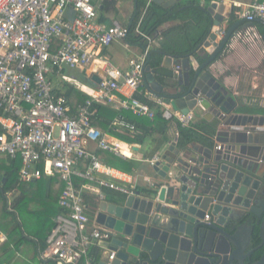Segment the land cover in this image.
<instances>
[{"label": "built area", "instance_id": "built-area-1", "mask_svg": "<svg viewBox=\"0 0 264 264\" xmlns=\"http://www.w3.org/2000/svg\"><path fill=\"white\" fill-rule=\"evenodd\" d=\"M240 17L247 26L236 30L230 43L253 48L262 37L250 24L257 19L264 22V4L257 0L244 4ZM127 33L128 29L118 24L104 28L97 23L91 0H0V158L20 161L17 176L21 184L40 180L43 172L62 183L58 206L64 215L57 218L44 252V258L57 264H94L89 248L97 249L112 236L95 225L89 228L84 191L97 194L99 200L104 198L100 193L103 189L134 194L133 189L115 183L125 174L102 163L92 150L94 147L126 160L132 158V148L139 147L109 142L108 135L93 126L95 105L149 120L155 116L148 105L134 97L143 87L146 55L132 60L126 72L102 55L103 49L125 39ZM218 34L222 38L225 32ZM93 63L100 66L103 80L94 88L77 87L86 98L72 113L54 83H71L65 71L83 70ZM180 70L181 65H176L175 73ZM154 103L162 117L172 118V109L162 98H155ZM177 119L182 127H188L191 117L178 115ZM110 126L131 139L139 134L136 126L121 116ZM156 160L148 163L154 165ZM205 221H209L208 215ZM114 257L112 252L108 260Z\"/></svg>", "mask_w": 264, "mask_h": 264}, {"label": "water", "instance_id": "water-1", "mask_svg": "<svg viewBox=\"0 0 264 264\" xmlns=\"http://www.w3.org/2000/svg\"><path fill=\"white\" fill-rule=\"evenodd\" d=\"M151 1L169 8L181 0ZM218 8L215 2L207 7L214 27L223 22ZM244 23L240 19L231 25L219 42L211 32L202 45L210 49L204 62L193 71L189 60L182 59L181 70L164 84L156 81L147 57L144 88L182 116L200 107L204 120L215 121L216 148L171 145L169 154L151 166L157 176L152 189L99 203L95 223L114 233L104 246L115 253L109 264H245L252 251L264 247V116L241 113L209 69ZM172 64L166 55L162 68ZM206 215L209 221H204ZM246 217L260 224L261 243L249 252ZM253 264H264V252Z\"/></svg>", "mask_w": 264, "mask_h": 264}, {"label": "crops", "instance_id": "crops-1", "mask_svg": "<svg viewBox=\"0 0 264 264\" xmlns=\"http://www.w3.org/2000/svg\"><path fill=\"white\" fill-rule=\"evenodd\" d=\"M93 5L97 11V23H99L104 28L111 27L115 24H118L122 27L129 28L131 25L136 8H138L137 2L135 0H91ZM108 1L109 4L113 3V6H108L105 2ZM148 3L152 2L151 0H144ZM183 0L179 1L182 2ZM217 0H200L201 5H206L207 7ZM253 0H223L222 4H219L218 13L223 17V22L220 27H212L211 32H216L217 39L216 42H219L220 36L218 34L219 31H224L229 28L228 27V19L231 14V8L233 6H237L242 9L244 4H248ZM261 1V0H259ZM179 2H176L179 3ZM264 4V0H262ZM260 2V3H261ZM172 7V6H171ZM170 8V7H169ZM67 15L70 16L72 13L67 11ZM240 19H242L240 17ZM247 24H241L237 30L243 29ZM171 24H165L161 30H166L170 27ZM262 36V35H261ZM122 39L123 42V50L126 51L129 55L127 57H122L120 52L115 53L111 50V46L102 50V55L109 61L113 66L122 70L123 72L129 71L130 62L132 60H138V58L142 55H146L147 60V52L154 45L155 42L151 41L149 46L145 51L142 48L128 45ZM264 36H262V40L255 47L249 48L241 43L231 44L230 41L227 48L221 53L220 59L216 60L211 67L209 68L212 72V75L216 78V80L220 83V85L226 88L230 95L235 98L237 105L242 109L240 112L251 115L264 116ZM114 43V42H113ZM210 49H204L201 47V51L204 54H207ZM165 57V56H164ZM164 59V58H163ZM189 60V64L191 69L196 70L204 61L203 59L199 61L195 57L187 58ZM146 62V61H145ZM163 62V61H162ZM176 60L173 58V64L171 69H163L167 71H171V77L175 73ZM162 68V63H161ZM153 71V70H152ZM64 74L71 79V83L64 85L60 84V82H55V87L59 92L64 95L67 93L68 89H72L75 93L72 98L67 99L68 106L71 108L72 113H74L76 107L82 103L83 98H79L85 96L77 87L85 86L89 88H94L101 83L103 80V74L100 71V66L98 63H93L90 66L84 68L83 70H75V71H65ZM72 74V76H71ZM99 80L97 83L93 81L92 78ZM159 76L155 75V79L158 83L164 84L171 77H161L162 82L158 79ZM166 79V81H165ZM72 87V88H71ZM90 92V91H88ZM137 97L142 96L150 102L154 103L155 98H159L153 94H150L144 86L141 88L140 94H136ZM86 97V96H85ZM163 99V98H162ZM164 101V99H163ZM155 104V103H154ZM156 106V104H155ZM98 107L105 108L111 112H113L115 117L110 118L108 114H103L102 116L98 114ZM97 108V116L93 121V126L99 130L103 134H107L109 138V142L115 141L120 145L122 143L126 144L124 140L127 138L131 139L129 135L125 132L115 131L111 129V124L115 118L118 116L123 117L128 122L127 117L135 118L138 123H150L153 120H149L147 118H141L134 116L131 112L124 111H116L110 106L105 105H96ZM152 110V109H151ZM171 111V121L168 123V128L166 129L164 135H161L156 130H151L146 133V136L143 139L141 145H138L137 152H133L132 158L130 159H121L125 162H134V166L130 168L127 172H123L117 168L109 166L102 162L99 157L98 159L104 163L105 165L119 170L125 174V177L122 180L115 181L118 186L133 189L135 191L143 192L147 189H152L155 182L157 181L156 174L151 170V166L148 161L157 158L156 161L159 160L160 156L163 153H168L169 146L176 144V139L178 137V119L177 116L180 115L179 111ZM155 114V113H154ZM191 119L189 121L188 126H193L197 124H206L208 127L213 126L214 120H204L203 116L205 112L202 111L200 107H198L194 111H190L188 114ZM155 117V116H154ZM177 122V123H176ZM132 123V122H130ZM133 124V123H132ZM135 125V124H134ZM211 129V128H210ZM202 139L203 141L200 143H193V145L216 148V144L214 143L215 136H209L203 133ZM166 137L165 143L161 148L155 151L156 146L160 144L161 138ZM123 139V140H122ZM191 147V146H189ZM135 148V147H134ZM176 148V147H175ZM177 149V148H176ZM94 153L96 154V148H92ZM155 151V152H154ZM103 152V151H102ZM106 153V152H105ZM153 153V154H152ZM169 154V153H168ZM0 160H4L0 158ZM6 162V160H4ZM80 182H77V186H80ZM62 183L57 177L47 175L43 172V176L40 180L35 181L31 184H25L24 190L28 196L27 198L21 201V204L25 203L24 210L21 213L20 217L25 219V225L19 222V226L21 228V234L12 235L14 232V228L12 231V226L15 227L14 222L10 221V219L2 220L0 218V264H57L54 260L44 258V250H40V244L45 243L47 238L52 235V232L56 228V220L59 217L64 215V212L58 214L59 206L58 199L60 193L62 191ZM31 191H35L33 196H30L29 193ZM100 192L104 194V201L113 202L119 196H127L126 194H122L119 192H115L108 189H103ZM16 194V193H15ZM12 196V194H10ZM9 195V196H10ZM95 193H91L90 191H84V196L95 198ZM13 199V197H11ZM12 201V200H11ZM11 201L7 204V209L11 210ZM96 201V200H95ZM97 202V201H96ZM99 202H97V207L94 211L89 209L86 206V214L90 220V226L95 225L101 229H106L101 227L95 223V215L97 213V208L99 206ZM35 204V205H34ZM8 215V214H7ZM32 217V218H31ZM205 221V220H204ZM3 225V226H2ZM54 233V232H53ZM44 239V240H43ZM106 242H100L99 247L94 249L90 247L88 250V256H90L94 262V264L106 263L109 264L111 261L108 260L110 251L104 248ZM47 248V247H46ZM83 264V263H81Z\"/></svg>", "mask_w": 264, "mask_h": 264}, {"label": "trees", "instance_id": "trees-1", "mask_svg": "<svg viewBox=\"0 0 264 264\" xmlns=\"http://www.w3.org/2000/svg\"><path fill=\"white\" fill-rule=\"evenodd\" d=\"M257 1L261 2L262 0ZM105 3L110 7L113 6L112 2L111 4H109L108 1H106ZM137 5L138 8L136 15L130 27L128 28V33L124 41L128 45L142 48L143 51H145L149 46V42H147L144 37H147L151 41L156 43V45L148 50L147 56L149 57V66L151 70H153L155 74L159 76L158 79L159 81L161 80L160 82H162L161 77H171L172 74L171 71L163 70V68H161V63L164 56L168 55L174 58L176 60V65H181V60L184 58L195 57L199 61L204 58L206 54L201 51V47L203 43L208 39L214 23L213 17L207 12V4L201 5L200 0H183L182 2H179L170 8H163L161 5L155 4L153 2L147 4V2L144 0H137ZM239 20L240 9L237 6H233L228 19V27ZM165 24H171V26L166 30H161V28ZM253 25L255 26L257 32L260 35L264 36V24L260 22H254ZM73 94L75 93L72 91V89H68L67 93L64 96L67 99H70L72 98ZM78 97L83 98L82 102L86 98L85 96ZM135 98H137L140 102L147 104L155 113V117L150 123L140 124L135 118H132L130 116L127 117L130 122L135 124L136 128L139 131V134L132 139L127 138L124 141L126 143H136L141 145L148 131L156 130L161 135H164L166 129L168 128V123L174 120H166L164 117H162L160 108L158 106H155L153 102L148 101L142 96L137 97L136 94ZM98 114L101 116L103 114H108L110 118H112L113 116L115 117L116 115L113 112L102 107H98ZM177 125L179 129L175 147L180 150L185 149L192 143L202 142V134L200 133L209 136L214 135L213 126L208 127L206 124H197L188 127H182L180 123H177ZM165 140L166 137L164 138L163 136L159 141L160 144L156 146L155 151L163 146ZM96 155L105 164L117 168L123 172H127L134 166V162L122 161L120 158H117L109 153L97 151ZM2 161L3 162L0 164V200L3 203V210L8 215L17 213V216L20 217L21 213L24 210L21 201L26 199V196H28V192L26 195L24 190L25 184H21L18 181L17 173L20 167V161ZM10 194H12V196ZM9 195L13 197L10 204L12 212L7 209L6 204L7 197ZM84 202L92 211H94L97 207V202L93 198L85 197ZM62 212L63 211L59 208L57 213L60 214ZM250 218H252V221L250 246L248 250L257 248L261 243V238L259 235L260 224H257V220L254 217ZM13 222L15 227L12 226V231L14 228V232L11 234H21L22 230L18 225V220H13ZM46 241L42 245L40 244L41 251L46 249ZM263 252L264 247L258 250H254L253 253L245 261V264H253L254 262L258 261Z\"/></svg>", "mask_w": 264, "mask_h": 264}, {"label": "rangeland", "instance_id": "rangeland-1", "mask_svg": "<svg viewBox=\"0 0 264 264\" xmlns=\"http://www.w3.org/2000/svg\"><path fill=\"white\" fill-rule=\"evenodd\" d=\"M113 46L111 47V50H113L115 53H117V52H120L121 53V56L122 57H127L129 54L126 52V51H124L123 50V42H122V40H117L116 42H114L113 44H112ZM71 76H72V74H71ZM3 161L2 160H0V164L2 163ZM1 166V165H0ZM35 194V191H31L30 193H29V195L30 196H33ZM12 199H11V196H8L7 197V204H9L10 203V201H11ZM35 205V204H34ZM25 206V203L23 204V207ZM0 218H2V220H7V219H10V221H12L13 222V220H18V221H20V223H23L24 225H25V219L23 218V217H18L17 216V213H15V214H9V215H7L5 212H4V210H3V203H2V201L0 200ZM32 218V217H31ZM48 239V238H47ZM46 244H47V241H46Z\"/></svg>", "mask_w": 264, "mask_h": 264}, {"label": "bare ground", "instance_id": "bare-ground-1", "mask_svg": "<svg viewBox=\"0 0 264 264\" xmlns=\"http://www.w3.org/2000/svg\"><path fill=\"white\" fill-rule=\"evenodd\" d=\"M215 3H217V4H222L223 2H219V1H214ZM231 11H232V8H231ZM255 22H257V21H255ZM245 23L247 24V22L245 21ZM254 23V22H253ZM253 23L252 24H250V26H253L254 28H255V26L253 25ZM247 26V25H246ZM255 30H256V28H255ZM256 32H257V30H256ZM258 33V32H257ZM259 34V33H258ZM260 35V34H259ZM261 36V35H260ZM262 37V36H261ZM116 42V41H115ZM226 49V48H225ZM135 97V96H134ZM137 99V98H136ZM147 105V104H146ZM150 108V107H149ZM151 109V108H150ZM153 111V110H152ZM154 112V111H153ZM174 146H175V144H173ZM157 162V161H156ZM121 187V186H120ZM109 190V189H108ZM112 191H114V190H112ZM115 192H118V191H115ZM102 195H103V197H104V194L102 193V192H100ZM120 193V192H119ZM123 194V193H122ZM128 196V195H127ZM95 200L97 201V202H103L104 201V199H105V197L102 199V200H99V198H98V195L96 194L95 195ZM84 200V199H83ZM85 205V204H84ZM86 207V206H85ZM209 216V215H208ZM206 217V216H205ZM205 220V219H204ZM105 230H108V229H105ZM108 231H110V230H108ZM111 232V238H110V240L113 238V232L112 231H110ZM109 240V241H110ZM108 241V242H109ZM110 253H112V252H110ZM114 253V252H113ZM115 258V257H114ZM114 260V259H113Z\"/></svg>", "mask_w": 264, "mask_h": 264}, {"label": "flooded vegetation", "instance_id": "flooded-vegetation-1", "mask_svg": "<svg viewBox=\"0 0 264 264\" xmlns=\"http://www.w3.org/2000/svg\"><path fill=\"white\" fill-rule=\"evenodd\" d=\"M254 218H255V217H254ZM255 219H256V218H255ZM209 220H210V217H209ZM245 220H248V222L251 224L252 218H250V217H246ZM256 220H257V219H256ZM252 250H253V249H250V250H248L247 252L252 251ZM252 253H253V251L250 253V255H251ZM250 255H249V256H250ZM249 256H248V257H249ZM248 257L246 258V260L248 259ZM246 260H245V261H246Z\"/></svg>", "mask_w": 264, "mask_h": 264}]
</instances>
